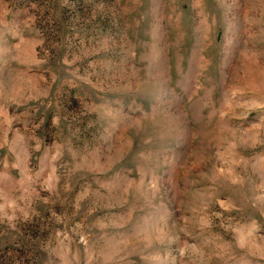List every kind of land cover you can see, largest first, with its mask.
Wrapping results in <instances>:
<instances>
[{
    "label": "rangeland",
    "instance_id": "rangeland-1",
    "mask_svg": "<svg viewBox=\"0 0 264 264\" xmlns=\"http://www.w3.org/2000/svg\"><path fill=\"white\" fill-rule=\"evenodd\" d=\"M0 264H264V0H0Z\"/></svg>",
    "mask_w": 264,
    "mask_h": 264
}]
</instances>
